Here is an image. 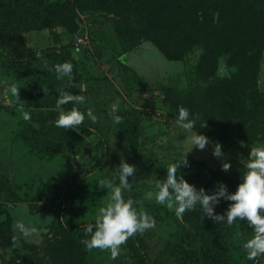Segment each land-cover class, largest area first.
I'll use <instances>...</instances> for the list:
<instances>
[{
	"label": "trees",
	"instance_id": "trees-1",
	"mask_svg": "<svg viewBox=\"0 0 264 264\" xmlns=\"http://www.w3.org/2000/svg\"><path fill=\"white\" fill-rule=\"evenodd\" d=\"M80 10H104L113 15L116 40L122 51L119 56L145 42L151 43L172 62L197 53L198 60L190 70L169 76L159 86L168 113L175 120L179 106L199 114L193 131L208 136L214 145L220 142L227 146L236 132L242 139L251 141L263 132L264 92L257 86L264 60V0H0V62L21 81L22 104L31 111L30 119L21 122L18 135L33 152L39 151L52 159L63 152L79 154L84 151L85 137L95 135L104 152L95 167L102 169L108 157V142L91 123L84 122L73 129L57 127L54 123L61 110L77 107L70 102L62 109L57 108L58 95L64 91L79 94L83 79L81 63L73 57V47L59 45L61 38L56 28L64 26L77 30ZM216 13H219L218 19ZM46 30L53 34L55 46L42 50L22 46L24 34ZM112 44L115 42L110 46ZM67 60L74 65L72 79H57L54 65ZM183 156L187 164L181 165L178 174L197 189L211 192L217 182L222 181L229 191H235L241 181L243 174L236 162L231 163L227 171L219 168L212 175L214 181H209L204 176L203 162ZM140 187L133 184V190L126 196L141 201L140 210L150 212L155 206L143 199L145 191ZM22 196L25 194L16 193L18 199ZM73 198L74 186L63 193L55 184H36L25 196L31 203H59L66 238L55 242L49 253L59 250L60 264H93V249L88 250L82 243L90 236L84 230L89 222L73 224L66 217ZM229 203L222 200L216 211L223 212ZM163 208H159L157 215L177 221L179 241H184L167 249L170 255H175L177 264H234L226 247L230 225L203 216L199 207L186 211L182 219H177L173 210ZM0 215V248L8 254L10 264H27L35 257L32 245L20 240L16 247L19 237L13 215L10 211H0ZM205 226L212 230L210 238L201 234ZM247 239L239 241L241 258L248 264H261L264 255L255 260L247 258L242 248ZM128 242L134 251V264H155L138 234L129 237Z\"/></svg>",
	"mask_w": 264,
	"mask_h": 264
},
{
	"label": "rangeland",
	"instance_id": "rangeland-1",
	"mask_svg": "<svg viewBox=\"0 0 264 264\" xmlns=\"http://www.w3.org/2000/svg\"><path fill=\"white\" fill-rule=\"evenodd\" d=\"M64 1L66 0H48ZM78 17L77 30L59 26L56 31L61 38L59 45H71L73 57L82 66L80 94L86 97V102L77 103V107L81 111L93 108L99 117L98 121L93 123L86 119L85 122L98 129L108 142V157L102 169L95 167L104 154L95 135L85 137L84 151L79 154L63 152L52 159L39 151L31 150L18 135V129L24 120L23 113H29L31 109L22 104L20 79L0 62V211H10L13 215L19 237L16 247H19L20 240H26L32 245L35 257L27 264H60L61 252H49L55 242L66 238L61 226L63 216L58 202L31 203L25 200L34 185L55 184L63 189V193L68 187L74 186V198L68 206L67 220L73 224L93 222L100 207L106 206L110 201L112 193L111 186L102 188L98 183L109 179L119 183L117 174L121 159L137 166V172L129 180H135L134 184L141 186L142 192L147 193L157 190L156 181L166 175L167 165L173 157L184 159V154L192 160L203 162L204 176L207 180L214 181L212 175L225 162H236L243 174L246 171L244 161L248 158L250 149L264 144V130L252 141L242 139L236 132L232 134L230 144L223 146V156L213 155L214 144L211 142L204 150L194 147L188 152L190 144L184 140L185 135L191 133H186L168 113L164 93L159 86L169 76L184 69L190 70L198 60L197 53L172 62L151 43L145 42L130 53L119 56L122 51L116 40L111 13L104 10H80ZM22 41L24 48L32 50L56 45L53 34L48 30L26 33L22 36ZM112 42L116 46H110ZM15 44L19 47L17 41ZM9 83L20 87L18 99L9 94ZM257 89L264 92V60L258 75ZM117 99L120 101L119 114L124 117L119 125L114 124L109 114L113 101ZM262 124L264 129V123ZM16 193H24L25 196L18 199ZM127 193L126 191L125 195ZM147 202L155 206L147 213L155 218L156 225L137 234L143 239L146 252L155 264H177L175 255H170L167 249L184 243L183 240L179 241L177 235L179 224L169 217L157 215L161 210L159 208L164 205L156 203L154 199H147ZM18 222H22L25 228L19 229ZM251 230L245 221L230 225L226 247L234 258V264H248V261L241 258V250L238 248L239 241L251 238ZM201 234L210 238L212 230L205 226ZM93 252V264L135 263L134 251L128 240L121 245L120 254L115 259L106 249L94 248ZM0 264H10L9 256L2 248ZM261 264H264V258Z\"/></svg>",
	"mask_w": 264,
	"mask_h": 264
},
{
	"label": "clouds",
	"instance_id": "clouds-1",
	"mask_svg": "<svg viewBox=\"0 0 264 264\" xmlns=\"http://www.w3.org/2000/svg\"><path fill=\"white\" fill-rule=\"evenodd\" d=\"M219 13L215 14L218 19ZM77 52L79 49L76 50ZM74 65L71 60L64 61L54 65L57 79L73 77ZM8 92L11 96L18 99L20 87L15 83L7 85ZM72 102L85 103L86 97L82 94L64 91L57 97V108ZM120 101H113L110 109V115L114 124L119 125L123 122L124 117L119 114ZM199 114L192 113L189 108L179 106L176 122L185 130L184 142L190 144V150L194 147L204 150L211 142L210 138L204 134H198L193 131L196 119ZM24 119H30V113H23ZM88 119L95 123L99 117L92 107L86 111L73 106L69 110H61L54 123L57 127L73 129L82 125ZM223 145L215 142L213 155L220 157L224 153ZM187 152V153H188ZM182 164H187L186 158L175 159L174 157L167 165L166 175L156 181V191H148L143 199H154L156 203L166 206L173 210L177 219H182L186 211L195 210L197 207L202 211L203 216L214 222H223L228 225L245 221L251 227L253 235L243 242L242 248L246 250L249 260H255L258 256L264 255V144H258L250 149L248 158L244 161L246 171L241 177L240 183L235 191H229L224 182H217L215 190L208 192L204 188H199L189 183L183 175L178 174ZM231 168L230 162L222 164V169L227 171ZM137 172V166L129 163L124 159L120 160L118 166V180H101L100 187L111 186V199L106 206L99 209L94 222H89L84 226L88 238L83 239L82 243L88 250L94 248L106 249L110 251L111 257L115 259L121 251V245L125 244L129 237L143 233L149 228H154L156 220L145 211L138 207L141 201L134 199L132 196H126L125 192L133 190L135 180H129ZM229 201L228 207L223 212H217V206L221 201ZM19 229H24L22 222L17 223Z\"/></svg>",
	"mask_w": 264,
	"mask_h": 264
},
{
	"label": "built area",
	"instance_id": "built-area-1",
	"mask_svg": "<svg viewBox=\"0 0 264 264\" xmlns=\"http://www.w3.org/2000/svg\"><path fill=\"white\" fill-rule=\"evenodd\" d=\"M80 42H83V40H82V39H80Z\"/></svg>",
	"mask_w": 264,
	"mask_h": 264
}]
</instances>
